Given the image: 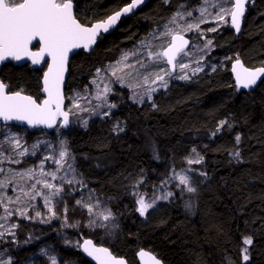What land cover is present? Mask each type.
<instances>
[{
    "label": "trees",
    "instance_id": "obj_1",
    "mask_svg": "<svg viewBox=\"0 0 264 264\" xmlns=\"http://www.w3.org/2000/svg\"><path fill=\"white\" fill-rule=\"evenodd\" d=\"M128 1L75 0L74 13L89 24ZM198 1L148 0L121 18L90 52L79 50L71 56L65 97L72 87H86L94 71L115 61L121 50L133 47L175 12ZM211 41L206 64L188 79H171L142 102L132 101L126 88L114 84L108 100L115 107L108 115L61 130L76 173L107 202L119 222L115 235L104 238L99 230H86V209L65 193L53 207L56 226L30 218L34 209L28 211L30 219L17 220L14 238L2 243L13 264L33 256L32 264H49L47 256H35L44 242L53 245L58 264H92L79 247L59 244L58 222L77 223L72 233L78 241L91 238L128 264H137L140 248L153 252L164 264H264V77L253 88L241 90L229 71L230 62L237 59L248 67L264 66V0H248L238 34L226 24L211 34ZM41 74L42 69L28 64L7 62L0 67V80L10 91L23 89L37 101ZM10 126L27 136L35 131L53 134ZM193 149L200 159L193 165L200 176L195 191L169 185L174 171L187 165ZM132 183L137 193L148 197L153 190L168 196L143 218L129 192ZM244 238L252 243L245 245ZM244 248L248 261L243 260Z\"/></svg>",
    "mask_w": 264,
    "mask_h": 264
},
{
    "label": "rangeland",
    "instance_id": "obj_2",
    "mask_svg": "<svg viewBox=\"0 0 264 264\" xmlns=\"http://www.w3.org/2000/svg\"><path fill=\"white\" fill-rule=\"evenodd\" d=\"M231 7L232 3H229L228 0H199L193 4L192 8L175 12L165 22L152 29L133 47L121 50L115 61L94 71L86 87L82 89L72 87L68 91L65 97V109L66 111L70 110L68 127L72 125L84 126L91 117L108 115L112 110L108 95L110 87L114 84L126 88L130 99L135 102L149 100L156 89L163 88L160 81L155 83L153 81L157 74L164 75L165 72L169 71V67L164 59L157 61L149 59L147 56L149 51L153 53L162 52L163 47L169 42L171 35H162V33H168L171 30L172 34H184L191 41L189 48L185 50L187 55L177 56L178 63L188 64L189 67L184 70L177 67L172 76L165 75L167 83L171 79H180V76L185 74L188 76L194 73V69L206 64L208 52L212 47L207 43L211 40V34L230 23V13L224 14L223 21L216 19L220 8L230 9ZM189 12L191 13L190 16L188 15ZM177 13H180V15H177ZM173 18H175L174 22ZM200 20L205 22L200 23ZM197 23H200L199 29L193 28L191 31H185L189 24L194 25ZM213 28L216 31H209ZM125 55L128 57L127 60L123 59ZM98 69L100 70L99 73L97 72ZM161 69H163V72ZM114 70L115 75H113ZM106 88L108 91H105ZM76 104H79L80 107L76 108ZM13 127L10 124L0 122V141L3 142L0 143V152L3 153V157H9L8 159L0 158V201H2L0 202V234H2L0 235V262L13 264L12 257L7 252V247L3 246L2 243L11 241L14 238L17 220L20 218H33L39 223L56 226L58 219L52 214L53 207L65 193L71 194L75 197V200L81 201L82 203L79 205L86 209L88 213L85 223L86 230L90 233L99 230L104 238L114 236L119 229V222L112 214L107 202L96 196L76 173L72 156L61 132L60 122L58 121L51 130L52 135L35 131L34 135L27 136L24 130ZM9 135H15L19 139L20 148H14L5 140V137ZM65 148L68 155L60 164H57L56 161L60 160L59 153ZM21 152L24 154L20 155ZM198 159L199 157L193 152L186 160L187 165L175 170L168 184L184 190H187L188 187L194 188L200 176L193 168V165L197 163H189V161ZM69 165H71V168H69ZM29 170H31L30 175L27 174ZM52 174L55 175V179L52 178ZM180 175L188 176V185L180 184ZM69 180L72 181L71 184L68 183ZM40 181H47L57 188L63 187L58 196L50 198L48 205L45 204L43 197L49 195L53 189L44 188ZM33 185H35V188H33ZM129 192L136 199L137 209L139 207L137 201L140 197H143L146 203L155 201L153 207L148 209L147 213L156 207L162 201L161 199H166L165 197L168 196V194L160 195L156 190H153L149 197L143 193H137L138 187L135 183L130 185ZM26 193L28 195H25ZM36 193L41 195H35ZM34 195L35 199L32 198ZM38 204H41V210L38 208ZM87 204L92 205V213H89L88 208L84 206ZM29 210H33L30 218L28 215ZM109 210L112 215L109 220L104 221L102 215L98 214H107ZM21 211L25 214L21 215ZM9 212L11 215L8 214ZM37 213H40V215L37 216ZM146 214L142 217L145 218ZM91 221H95V223H90ZM58 225L60 231L57 232L56 238L59 244L73 248L80 247V241L72 233V229H77L79 225L77 223L68 225L63 222H58ZM38 255L47 256L49 264H53V260H55V264H58L59 259L54 253L51 243H42L35 251V256ZM34 258L33 256L26 259L23 264H32ZM65 264L77 263L68 261Z\"/></svg>",
    "mask_w": 264,
    "mask_h": 264
},
{
    "label": "snow or ice",
    "instance_id": "obj_3",
    "mask_svg": "<svg viewBox=\"0 0 264 264\" xmlns=\"http://www.w3.org/2000/svg\"><path fill=\"white\" fill-rule=\"evenodd\" d=\"M142 2L143 0H132L126 7L108 16L106 20L87 26L74 14L73 0H0V62L8 59L20 61L24 58H30L33 64H40L41 62L48 63V58L51 59V63H48V70L43 77L42 91L46 93V98L40 102L31 95L23 94V89L10 91L9 85L0 81V118L3 121H24L31 126L46 125L51 128L56 124L57 117H63V125L67 126L70 110L65 111L63 108L65 97L62 91V84L69 53L81 46L88 48L94 44L101 31L107 32L111 26L117 23L122 14L131 12ZM228 2L232 3V7L230 9L220 8L216 19L223 21L225 18L224 14L230 13L231 23L239 31L240 18L244 15L246 0H234V2L233 0H228ZM202 11L204 10L202 9ZM177 15H180V13H177ZM188 15L190 16L191 13L189 12ZM174 21L175 18H173ZM204 22L200 20V23ZM200 23L189 24L185 31H191L193 28L199 29ZM209 31H216V29H209ZM165 34L171 35L169 46L162 52H147L149 59L157 61L164 59L167 65L171 66L170 70L165 72L164 75L157 74L153 81V83L160 81L162 87H167L165 75L172 76L173 71L177 67L181 70L189 67L188 64L177 62V56L181 54L187 55L185 47L189 44V41L180 34H172L171 30L168 33H162V35ZM207 43L211 45L212 41L209 40ZM37 44L39 45L38 50L33 51L32 48ZM127 58V55H125L123 59L127 60ZM200 70V68H196L194 72ZM99 71L98 69L97 72L99 73ZM161 71L163 72V69ZM233 71L236 73L237 86L244 88L256 85L258 78L264 74V68L255 70L243 68L239 59L236 60ZM113 75H115V70ZM179 78L188 79V76L185 74ZM105 91H108V89L106 88ZM75 107L79 108L80 106L76 104ZM112 107H115V105H112ZM224 123L226 122L221 121L222 125ZM5 140L13 145L14 148H20V141L15 135H9L5 137ZM236 141L239 143V135H237ZM0 143L3 142L0 141ZM193 152H195V149H193ZM23 154V152L20 153V155ZM67 155L66 148L60 151V160L56 161V163L60 164ZM236 155L239 156V153L237 152ZM0 158L8 159L9 157H3V153L0 152ZM193 162L199 163L200 160L189 161V163ZM69 168H71V165H69ZM27 174L30 175L31 170ZM52 178H56L54 174H52ZM179 181L183 185L189 184V178L186 175H180ZM40 183L43 184L44 188L53 189L49 195L43 197L46 205L50 203L51 197L58 196L63 190L62 186L57 188L47 181H40ZM68 183L71 184L72 181L69 180ZM33 188H35V185H33ZM187 190L189 192L195 191L192 187H188ZM25 195L28 194L26 193ZM35 195L41 194L36 193ZM35 195L32 197L33 199H35ZM81 203V201H77V204ZM137 203L139 205L137 211L143 216L148 209L153 207L155 201L146 203L145 199L140 197ZM84 206L88 208L89 213H92L91 204ZM8 214L11 215L10 212ZM24 214L25 212L21 211V215ZM52 214L55 215V213ZM39 215L40 213H37V216ZM98 215H102L103 220L107 221L112 214L109 210L107 214ZM90 223H95V221ZM243 243L250 245L252 240L251 238H244ZM83 250L99 261V264H126L125 260L113 257L107 248L95 247L91 240L84 241ZM242 251L244 252L243 260L248 261L247 248ZM140 255L143 257L145 253L142 251ZM0 264H3V262H0ZM53 264H55V260H53ZM155 264H159V262L156 261Z\"/></svg>",
    "mask_w": 264,
    "mask_h": 264
},
{
    "label": "water",
    "instance_id": "obj_4",
    "mask_svg": "<svg viewBox=\"0 0 264 264\" xmlns=\"http://www.w3.org/2000/svg\"><path fill=\"white\" fill-rule=\"evenodd\" d=\"M147 1H148V0H143V2L140 3L139 5H137V6H136L131 12L126 13V14H122L121 17L119 18V20L117 21V23H116L114 26H111L107 32H103V31H101V33L97 36L96 42H97L98 38H99L101 35L108 34L110 31H112V30L117 26V24L119 23V21H120L121 18H123V17H127V16H130V15L133 14L138 8H141V7H142ZM131 2H132V0H129L127 3H125V4L122 5V6H120L118 9L112 11L111 13H109L108 15H106L105 17H103V18H101V19H97V20H94V21L90 22L89 24H87V26H91L92 23H96V22H98V21L106 20L108 16L113 15V14H114L115 12H117V11H120L121 9H123L124 7H126L128 4H130ZM233 2H234V0H233ZM73 4H74V0H73ZM74 8H75V6H74ZM246 10H247V0H246V3H245V12H244V15H245V13H246ZM74 14H75V13H74ZM244 15L240 18V28H241V25H242V22H243V17H244ZM229 22H230L231 27L233 28L235 34H238L239 31H240V29H239V31H237L236 28H235V26L232 25L230 15H229ZM173 34H180V33H173ZM180 35H182L186 40L189 41V44L185 47V50H187V49L189 48V46H190V39H189L186 35H184V34H180ZM96 42H95L94 44H92L91 46H89L88 48H84L83 46H81L80 48L74 49V50H72V51L69 53L68 61H67V66H66V71H65V73H64V81H63V84H62V91H63V95H64V97H65V92H64L65 82H66V79H67V76H68V64H69V61H70L71 56H72L73 54H75V53H76L77 51H79V50H83V51L86 52V53L90 52V51L93 49V47L95 46ZM170 43H171V36H170L169 42L163 47L162 51H163L166 47H168ZM34 44H35V42H34ZM38 47H39V45L37 44L35 47L32 48V50H33V51H36V50H38ZM239 61H240L241 65L243 66V68H247V69H249V70H255V69H259V68H264V66L248 67V66H246L241 60H239ZM7 62H11L12 64L17 65V66H19V65H23V64H28L29 68H31V69H42V74H41V78H40V85H41V88H40V94H41V99H40L38 102H40V101H42L43 99L46 98V93H44V92L42 91V90H43V77H44V73L47 72V70H48V63H51V59H50V58H48V63L41 62L40 64H33V63L31 62V59H30V58H24V59H22V60H20V61H16V60L8 59V60H6V61L0 62V67H1L4 63H7ZM165 62H166V61H165ZM235 63H236V60H232V61L230 62V64H229V71H230V74H231V76H232L233 81H234L235 84L237 85V83H236V73L233 71V67H234ZM166 64H167V63H166ZM168 67H169V70H170L171 66L168 65ZM263 77H264V74H262V75L260 76V78H258L257 83H258ZM0 81H1V80H0ZM257 83H256V84H257ZM254 86H255V85H254ZM254 86L249 87V88H244V87H242V86H237V87H238L239 89H241V90H249V89L253 88ZM23 94L28 95V94H26V93H24V92H23ZM65 104H66V98L64 99V103H63V108H64V110L66 111V109H65ZM58 121L60 122V127H61L62 129H66V128L68 127V125H69V123H68L67 126H64V125H63V117H57L56 124H57ZM0 122H1L2 124H13V125H16V126H20V127H22V128H26V129H28V130H30V131H32V130H34V129H36V128L43 129V130H46V131H51V130L53 129V127L56 125V124H55V125H54L53 127H51V128L47 127L46 125L31 126V125H28V124H27L26 122H24V121H16V120H12V121H3L2 118H0ZM85 240H91V241L93 242V240H92L91 238H87V237L84 238L83 240H81V241H80V247H79L81 254H82L87 260H89L92 264H99V261H97V260L94 259L92 256H89L86 252H84V250H83V244H84V241H85ZM93 245H94L95 247H98V248H107V249L109 250V252L111 253L110 249H109L107 246H104V245H101V244H97V243H95V242H93ZM142 251L145 253V255H144L143 257L140 255V253H141ZM111 254H112V253H111ZM112 256L115 257L116 259H123V260H125L124 258H122V257H118V256H115V255H113V254H112ZM136 260H137V264H155L156 261H158L159 264H164V263H163V262H162L157 256H155V254H154L153 252H151V251H149V250H147V249H144V248H140V249L137 250V252H136ZM125 261H126V260H125ZM126 264H128L127 261H126Z\"/></svg>",
    "mask_w": 264,
    "mask_h": 264
},
{
    "label": "flooded vegetation",
    "instance_id": "obj_5",
    "mask_svg": "<svg viewBox=\"0 0 264 264\" xmlns=\"http://www.w3.org/2000/svg\"><path fill=\"white\" fill-rule=\"evenodd\" d=\"M127 3V2H126ZM74 6H75V0H74ZM74 12H75V8H74Z\"/></svg>",
    "mask_w": 264,
    "mask_h": 264
},
{
    "label": "bare ground",
    "instance_id": "obj_6",
    "mask_svg": "<svg viewBox=\"0 0 264 264\" xmlns=\"http://www.w3.org/2000/svg\"><path fill=\"white\" fill-rule=\"evenodd\" d=\"M124 5V4H123Z\"/></svg>",
    "mask_w": 264,
    "mask_h": 264
}]
</instances>
